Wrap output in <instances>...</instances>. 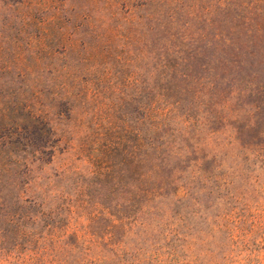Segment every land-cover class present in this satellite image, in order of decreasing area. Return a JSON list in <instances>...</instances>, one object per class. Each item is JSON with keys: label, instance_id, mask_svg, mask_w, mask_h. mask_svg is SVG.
Segmentation results:
<instances>
[{"label": "rangeland", "instance_id": "obj_1", "mask_svg": "<svg viewBox=\"0 0 264 264\" xmlns=\"http://www.w3.org/2000/svg\"><path fill=\"white\" fill-rule=\"evenodd\" d=\"M67 1L72 4L76 0ZM123 1L101 0L98 6H86L92 9V17L97 21V37L107 33L112 40L106 46L110 48L107 62L95 64L85 78L84 85L97 94L96 102L83 109L88 133L95 141L90 148L117 149L119 167L136 178L141 90L145 86H159L161 91H166L172 79V84L185 86L187 93L183 110L177 109L169 121L170 129L175 130L174 137L190 141L193 135L190 126L197 123L196 141L208 139V132L218 128L223 131L219 141L238 139L233 147L221 152L228 156L223 172L232 179V186L224 192L223 199L216 196L207 199L208 193H205L198 196L199 206L192 207L189 202L197 214L191 217L190 234L197 243L185 255L182 252L169 257L170 251L164 249L163 241H153L150 247L142 243L136 246L138 239L124 238L122 231L115 235L114 242L118 245L125 239L130 250L121 252V256L113 257L107 245L88 251L91 249L88 242L73 249V237L59 246L44 241L47 230L40 222L34 227L37 236L28 232L24 238L14 237L0 244V264H264V162L256 164L255 171L250 166L252 174L246 172L247 165L236 157L242 146L253 148L264 142V15L254 12L257 22L254 17L247 39L243 37L246 27L242 20L235 19L231 8L221 6L222 0H183L182 4L170 3V7L162 11L158 0H125V9L119 6L125 5ZM118 6L121 13L115 15ZM44 15L43 0H0V211L17 209L14 203L22 201H43V178L44 184L45 179H51L68 190L71 180L55 177L65 167H78L80 175L73 179L88 182L93 178L90 175L93 168L87 163H78V156L70 149L80 111L74 100L78 91L74 77L84 73L77 68L79 62V66L82 65L83 53L69 50L75 34L74 28H68L73 36L68 42L57 45L51 42V47L61 55L47 65L43 48ZM168 23L175 25L173 30L169 29V36L174 37L176 46L186 48L184 55L174 58L181 73L169 77L156 71L150 76L142 69L139 40L146 39L147 47L150 45L156 57L154 41L158 39V32L156 35L155 28ZM223 25L237 31L234 37L238 49L235 51L225 50L222 42L226 40L216 36ZM258 26L262 29L260 32L256 31ZM115 29L113 33L108 32ZM183 33L189 38H182ZM224 34L227 36L228 32ZM97 37L94 40L90 35L83 36L82 44L93 45ZM64 45L69 51L66 55ZM90 52L96 54L95 50ZM153 57L149 59L150 68L155 64ZM43 73L60 75L56 83L63 82L54 90L52 82L47 81L46 86L51 87L47 88L50 98L46 103H43ZM54 92L60 93L68 103H55ZM43 105L50 121L45 126ZM223 106L226 110H221ZM183 112L186 115L182 117ZM185 119L190 124L185 123ZM125 149L130 157L123 155ZM262 149L264 152V147ZM43 151L47 154L45 160L51 162L44 172ZM5 169L10 170L8 174L4 173ZM5 202L7 206L2 207ZM217 215L231 216L222 221ZM220 225L227 226L228 231L215 230L214 226ZM105 226L106 222L93 228L90 232L96 234L93 238H97ZM4 227L0 224V230ZM209 235L214 239H208ZM139 248H143L142 251ZM197 255H202L201 260L191 262L190 257Z\"/></svg>", "mask_w": 264, "mask_h": 264}, {"label": "trees", "instance_id": "obj_2", "mask_svg": "<svg viewBox=\"0 0 264 264\" xmlns=\"http://www.w3.org/2000/svg\"><path fill=\"white\" fill-rule=\"evenodd\" d=\"M123 2L125 5L120 4L119 6L125 9L126 1ZM67 3V0H43V12L46 13L43 17V25L46 26L43 48L47 54V65H49L61 55L59 50L56 51L51 47V42H55L56 45L62 41L68 42L69 38L73 36L72 33H69L70 29L68 28H74L76 38L74 37V42L70 44L69 50L80 55L83 53L82 65L79 66V62L77 68L79 72L84 73H79L74 77L76 88H78L74 100L78 102L76 108L81 112H77L78 125L75 128L70 149L78 156L76 160L78 163H87L93 168L90 174L93 178L88 182L73 179L74 176L80 175V172L78 167L71 166L63 168L62 172L55 176L62 181L71 180L72 183L68 190L65 187H59L51 179H45L46 184H44L43 178V201H22L14 203L13 207L18 205L17 209H12L9 212L7 210L0 211V224L5 226L0 230V244L10 238H24L28 232L37 236V228L34 227L43 222L44 228L47 230L44 241H52L59 246L65 239L73 237L75 239L71 247L73 249L82 242H88L91 248L88 251H95L103 245H107L111 247L113 257L121 256V252L130 250L125 239L118 245L114 242L115 235L122 231L125 235L124 238L138 239L136 246H140L142 243V245L148 244L150 247L153 246V241L159 243L163 241L164 249L170 251L169 257H176L182 252L185 255L197 243L190 234L193 230L191 217L197 215L192 207L199 206L200 197L198 196L208 193L207 199L215 196L223 199L224 192L232 186V179L227 178L226 173L223 172L224 161L228 156L227 154L222 155L221 152L224 148L233 147L238 139L227 138L219 141L223 131L218 128L208 132V139L196 141L197 123L190 126V128L193 127L190 141L181 140L179 136L174 137L175 130L170 129L169 121L177 109L183 110V103L187 102V93L185 86L178 87L172 84L171 79L170 86L166 91H161L159 86L152 88L145 86L141 90L143 92L140 100L141 126L136 178L132 173L119 167L117 162L119 151L117 149L112 147H107L106 151L99 150V147L91 149L90 147L95 141L88 133L89 126L83 109L89 103L96 102L97 94L87 88L84 83H86L85 78L90 73L91 67L101 61L107 62L110 48L107 49L106 46L112 40L107 33L97 37V21L92 17V9L90 7L86 9L87 5L98 6L101 0H76L72 4L68 3V5ZM170 3L182 4L183 0H158L157 2L161 11L163 8H169ZM119 6L117 7L119 9L114 12L115 15L121 13ZM221 6L231 8L235 19L242 20L240 22L246 27L243 37L247 39L252 32L249 25L253 22L254 17L257 22L254 12L264 15V0H222ZM93 10L97 11L96 8ZM131 14L132 11L128 17ZM173 16L172 19H174ZM174 26L172 23L156 26V35L158 32V39L156 38L154 41L156 57L155 51L150 49V45L147 47L148 41L144 38L139 40L142 45V69L150 76L156 71H160L165 76L169 75V77H176L181 73L178 69L179 64L174 61V58L179 59L184 55L186 48L179 49L174 42V37L169 36V29L173 30ZM261 30V27L258 26L256 31L260 32ZM114 31L117 29L108 32L113 33ZM163 31L165 32L163 33ZM227 32L226 36L224 33ZM236 33L234 27L223 25L216 35L226 40L222 42L225 50L235 51L238 49V42L234 37ZM88 35L92 36L94 40L97 37L93 45L82 44V37ZM181 36L186 38L187 35L183 33ZM168 40H170L169 44ZM64 49L62 51L64 50L63 54L66 55L69 52L68 47L64 45ZM91 50H95L96 54L90 52ZM152 55H154L155 64L150 68L149 59ZM227 60V58L224 59L225 62ZM117 62L121 63V61ZM59 78L60 75H45L43 73V103H46L50 98L47 88H50L51 85L46 86L47 81L52 82L54 90H57L63 85V82L56 83ZM145 82L147 81L144 80ZM53 97L55 103H68L66 98L58 92H54ZM226 108L223 106L221 110H226ZM184 115L186 112L182 113V117ZM214 120L219 121V118ZM49 122L46 107L43 105V125H48ZM184 122L190 124L187 119ZM263 144L264 142L256 144L253 148L242 146V151L236 155L242 163L247 165L246 172L254 174L250 171V166H253V171H255L256 164H263ZM206 149L208 151H205ZM124 154L130 157V152L127 149L123 151ZM46 155L43 151V172L46 166L51 163L45 160ZM127 157H125L126 160ZM125 158L122 159V164ZM9 171L5 169L4 173L8 174ZM189 202L192 207L189 206ZM28 205L31 206L27 207ZM1 206L6 207V202ZM3 212L4 215H1ZM230 216L217 215V218L225 221ZM73 222H77V225L74 226ZM105 222L106 226L102 233L97 235V238H93L96 234L90 233L92 229ZM214 228L218 231H228L227 226L220 225L214 226ZM149 231L153 234H150ZM154 232H158V237ZM207 238L214 239V236L209 235ZM93 247L95 250H92ZM139 249L142 251L143 248ZM201 257L202 255L191 256L190 261L198 263ZM185 258L186 256L183 257L186 261Z\"/></svg>", "mask_w": 264, "mask_h": 264}]
</instances>
